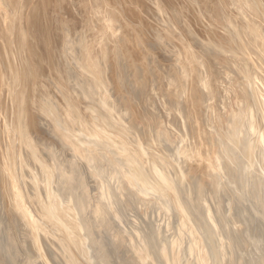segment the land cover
<instances>
[{
  "label": "bare ground",
  "instance_id": "1",
  "mask_svg": "<svg viewBox=\"0 0 264 264\" xmlns=\"http://www.w3.org/2000/svg\"><path fill=\"white\" fill-rule=\"evenodd\" d=\"M261 1L262 4H264L263 0ZM255 2L257 3V1ZM235 3L234 8L238 11L236 12L237 18H239L238 13L241 12L240 10H244V12H249L251 15L257 13L255 15L258 18L261 20L264 19V8L261 7L262 5L260 3L257 4L261 6L259 5L257 7L255 5L256 3H253L254 5L250 7L244 0H237ZM6 6L8 7V5ZM213 9H215V6ZM35 17V15L32 17L33 21ZM6 18L5 12L0 5V28L4 29L5 26L8 25ZM253 19L255 20V18ZM239 20L242 21L243 19ZM262 21L264 22V20ZM244 22L245 20L242 23ZM260 22L261 21H259V23ZM230 23H227L226 27H228V25L232 27L233 25ZM10 25V27L13 28L12 24ZM241 26L240 31L246 34L249 32L252 36V40L255 39L257 48L264 52V33L262 34L259 32L261 29L259 27L260 25L258 26L259 29L256 24L250 23L251 27L248 31L242 28L245 27V25ZM228 38L229 41L232 42V45H235L234 43L238 41L236 36L234 37L232 34H230ZM5 44L4 42L0 47L6 46ZM240 44L242 43H239V45ZM96 52H98V50ZM221 52L222 50L220 53ZM221 54V56L218 55L220 57H214L218 58L217 60L220 63L218 65L220 68L227 70L232 69L230 71L228 70L231 73H240L238 78L241 79L242 82L240 85H244L242 88L245 90L243 97L245 98L244 101L250 102V104L252 103V112L249 111V114L246 112L248 114L247 116H245L246 114L244 113V117L249 122L247 123L249 128L245 129L246 127L244 125L246 123L243 124L240 129L238 128V131L236 128L238 134L236 142L238 151H236L237 149H235L233 145L229 146L230 140L228 144L227 142L224 143L221 141V144L219 143L220 145L213 143L214 146H208V144H206V136L205 138L203 137V134H205L203 132H206L207 129L205 128L206 130H204V125L201 126L200 123L197 124L198 122L196 121L200 117H194V121H190L188 118L189 121H186L184 110L189 107L188 103L193 105L195 108L193 111L196 110L195 113L198 115L201 111H205L206 106L205 104H198L196 100L197 97L195 96L197 94H188V87L186 88L187 92L182 90L181 85L183 84H181V82L183 83V81L180 82L179 78H176L175 75H177V73L170 69L171 67H168L169 71L162 74V78L160 77V81L158 80V85L163 88V91L161 92L159 90V93L157 91L158 88H155L157 85H155L150 76L153 75L155 71L150 72L151 70L148 69V65V68L146 65L144 67L138 64L137 66L134 65V69H132L134 72L133 75L131 74V77H128V84L123 80L126 77L120 78L121 80H116V84L119 85L118 87L121 91L119 90L116 94H112L110 91L109 94L111 97L108 102H103L105 106L100 103L107 110H110V108L112 110V108H114L113 110L117 111L112 113V110L109 114L111 115L112 113L116 116L114 123L117 122L116 124L120 125L123 131H128L127 133L130 135L129 139L125 143V141L120 140L121 138L118 139V137H120L119 134L117 137V144L116 137H113L114 133H112V136L107 134V137L106 132L109 130L110 124V126L107 125L108 130L103 132L107 137L106 139L102 137V140L98 136L97 138L95 136L96 140H92L97 146L105 148L104 152L106 155L108 157H113L115 161L112 164L113 168L110 166L111 164H107L112 170L114 169L113 172H104V174H101V171L99 172L97 168L93 169L95 172L93 173L95 176V183L96 186L99 187L98 193L101 192V195L104 196L102 200H105L104 198L106 197L107 202L109 201L108 203L106 202V209H113L112 214L114 216L110 217L106 214L103 215L102 213L104 210L101 211L102 207L100 209L102 212L100 216L97 214V217L94 216V219L98 222L96 225L98 233L92 234L88 229L90 224V221H88L89 219H84L81 214L83 211L82 199H77L78 196L75 197L72 194L73 191H76L74 186L77 188L79 183L76 181V178L75 180L72 179L68 185L69 187H66L64 190L66 191V196H71V200L62 201V198L58 199L56 203L52 200V202L50 201L52 205L46 203L48 205L47 210H45L47 206L40 205L41 208L45 207L43 208L45 211L40 212L43 213L41 215L37 212L38 207H40L38 204L41 202L40 199L44 201V198L42 199L43 192L45 191V194H48L46 190H44V188L46 189L47 187H45V185L44 187L40 185L38 188L35 184L37 181L31 180L28 172L27 175L30 179L28 177L26 179L25 176V179L24 177H17L16 171L18 170V165L16 162H13L12 169H10L11 172L7 170L10 172L8 175L4 168V161L6 160L3 159L4 161L0 166V264H264V176L259 175L261 172L260 169V172L258 174L256 173V168L253 167L252 162V160L258 161L260 165L259 163L256 164L261 166L264 171L263 64L261 62L259 63V70L262 72L258 70L256 73H251L252 70L249 71L250 68L246 67V63L243 62V66L247 69L246 71H243L244 68L242 65L235 63V60H233L234 57L231 56L232 53L231 55H228L227 52H222ZM43 55L47 56L45 53H43ZM241 55L244 56V58L241 56V60L246 58L243 52ZM184 57L186 58L185 55ZM206 59L204 58V61L201 59L203 62H199L203 66V69L207 65L205 63ZM253 59L254 58H252V60ZM262 59H264V53ZM182 61L184 62V58ZM185 61H187V59H185ZM209 61L207 63H209ZM125 62L127 61L125 60ZM122 63L123 62H121V64ZM240 63L242 64L241 61ZM172 64L173 63H171V65ZM175 65L177 66V64H174V66ZM116 67L118 68V66H115V68ZM123 68H125V66ZM175 68L176 67H174V69ZM252 68L254 69V67ZM151 69L154 70L152 67ZM96 70L98 69L96 68ZM120 70L122 69L120 68ZM185 71L188 70L186 69ZM214 71L217 73L220 72H218V68L217 70L215 68ZM119 72V74H122L121 71ZM210 72H212V70H210ZM112 73L113 72L107 75L108 80L106 81L108 84L113 85V87L115 86V90H118L114 83L116 76L113 78L114 75ZM97 74L99 80V72ZM119 74L117 75L119 76ZM248 76H251V79L254 81L256 80V82L252 83V80H250ZM95 80L97 79L95 78ZM7 81L8 80H6V82ZM192 81L193 80H191V82ZM107 85L106 87L108 88ZM216 87L218 88V86ZM7 88H10L9 85ZM256 90L258 92V95L256 94L257 98H255V94L253 93H256ZM97 100L102 102L104 99L102 97ZM133 104L139 107V113L146 118L145 122H139L138 120L136 123L133 119H136V117H134L135 115L132 116L133 112L130 113L132 115H129L128 109ZM251 106H248V109L250 108L251 110ZM160 110H162V112H160L161 115L159 114ZM202 113L203 112L200 114ZM163 117L166 122L162 121ZM230 119L233 125L232 117ZM230 119L228 118V121ZM98 121H100V119H98ZM200 121L202 123V119ZM95 124H97V122ZM237 125L241 126L238 122ZM101 128L103 127L101 126ZM101 128H99V130ZM112 129L115 130L114 128ZM112 129L110 130L113 131ZM119 129H117V131H119ZM84 134L86 133L84 132ZM118 140H120L121 144ZM233 141L235 142V140ZM257 152L258 154L260 153L261 156L256 157L255 155ZM11 155H14V153ZM11 155L10 157H12ZM116 160L118 161L116 162ZM7 162L8 160L6 163ZM28 171L30 172V170ZM98 173L100 175H98ZM34 174L36 178V173ZM44 179L49 180L43 178V183H45ZM34 181L36 182L33 183ZM226 184H228V188ZM131 189L133 191L135 190L137 194H141L140 198L136 201L133 199L134 197H131ZM33 191L34 198L32 195ZM30 193L31 196H29ZM149 197L158 202L155 203L153 200V202H151L148 199ZM99 198H101V196ZM46 202L49 201L46 200ZM134 202L136 205H133ZM44 203L45 202H43V204ZM97 205L95 203L94 207L100 208ZM107 206L111 208H107ZM139 206L140 208L142 207L140 211L138 210ZM159 208H161L160 211L162 210V213L159 211ZM95 210H93L94 213ZM39 211H42V209ZM46 212L47 215L44 214ZM107 212H109V210ZM165 216L166 219L168 218L167 223ZM93 225L95 226V224ZM67 243L73 254L65 246ZM64 248L67 249L71 255H75L74 257L72 256V260L69 255L67 257V254H65L67 251L64 250ZM67 258L69 260H67Z\"/></svg>",
  "mask_w": 264,
  "mask_h": 264
},
{
  "label": "rangeland",
  "instance_id": "2",
  "mask_svg": "<svg viewBox=\"0 0 264 264\" xmlns=\"http://www.w3.org/2000/svg\"><path fill=\"white\" fill-rule=\"evenodd\" d=\"M45 1H0V5L7 17L6 20L8 21V25L5 26L4 29L0 28V32H3L0 33V40L2 42H0V46H2L4 42L6 43V46H3L2 48L0 47V166L4 160H8V164L4 161V168L5 172L9 175L13 162H16L18 165V170L16 171L17 177L19 176L22 178L25 176L27 179L29 175L31 180L37 181H34L33 183L36 182L35 184L38 188L40 185L43 187L45 185V187H47L46 189L44 188V190H46V193L48 194H45V191L43 192L44 194L42 193V199L44 198V201L40 199L42 203L40 202L38 204L39 206H47L46 208L43 207L47 210V204L49 203L52 205V200L55 203L58 199L62 198V201H70L71 196H66V191L64 190L66 187H69L68 185L71 180H75L76 178V181L79 183L77 188L74 186L76 191H73L72 194L75 197L78 196L77 199H82L81 203L83 204V211L81 214L84 219H89L88 221H90L88 228L89 231L92 232V234L98 233L96 226L98 222L94 219V216H100L102 210H104L102 213L103 215L106 214L110 217L114 216L112 214L113 209L110 210L108 208L110 206H107L109 210V212H107L106 205L109 201L107 202L106 197L104 198L105 200H102L104 196L101 195V192L98 193L99 187L96 186L95 176L93 175L95 172L93 169L97 168L99 172L101 171V174H104V172H113L114 169L112 170V164L115 161L113 157H108L106 155L104 152L105 148L97 146L94 141L97 136L103 140L102 137H105L104 139H106L108 137L107 134L112 136V133H114L113 137H116V142L119 134L120 137H118V139L121 138L120 140L125 141V143L129 139L130 135L127 133L128 131H123L121 126L116 124L117 122L114 123L116 116L112 113L117 111H114V108H112L114 112L111 108L110 110H107L104 106L106 101L108 102L111 97L109 94L110 91L112 94H116L120 90L118 87L119 85L116 84V80H121L123 77H126V80H123L128 84V77H131V74L133 75L134 71L132 69H134V65L137 66V64L141 67H144L145 65L147 67L148 65L149 68H147L151 70L150 72L155 71V73L150 76L155 85H157L155 88H158L157 91L159 93L160 91H163L162 86L158 85L160 81L159 79L162 78V74L169 71L168 67H171L170 69L174 70L178 75H175L176 78H179L180 82L183 81V83L181 82V84L184 85H181L182 90L186 91L188 89V94H197L198 96L195 95L197 97L195 98L198 101V104H205L206 106V108L204 107L205 111H201L203 113L200 114V112L198 115L195 113L196 110L193 111L195 109L193 105L188 103L191 110L189 107L184 110L186 121H194V117H200L196 121L198 122L197 124L200 123L201 126L204 125V130L207 129L206 132L203 129L202 130L204 131L203 133H205L203 134V137L205 138L206 136L208 142H206V144H208V146H214L213 143L219 144L221 141L224 143L227 142L228 144L229 140H235V142L233 141L234 143L229 141V146L233 145V147L237 149L236 151H238L236 143L238 136L237 131L238 128L240 129L245 123L244 126L246 128L243 127L245 129L249 128V125L247 124L249 122L244 115L246 114L245 116H247L249 111L252 112V103L250 104V102L244 101L245 98L243 97L245 90L242 89L244 85H240L242 82L241 79L238 78L240 73L236 72V75V73L232 72V75V73L229 72L232 69H228V71L227 69L220 68L218 65L220 64L217 60L218 58L214 57H220L222 52H227V54L231 52L232 55L231 53L228 55L235 58H233L235 63L242 66L244 65L243 62L246 63V67L250 68H248L249 71L252 70L251 73L258 72L260 69V62L263 64L262 70L264 71V59H262L264 52L257 48L255 45V39L252 40V36L249 32L246 34L245 32L242 33V31H240V26L242 24V26L245 25V27H241L248 31L251 27L250 23H254L257 27L260 25L259 27L261 29L258 28L261 31L259 30V32L262 34L264 33V22L262 21L264 19L261 20L258 18L255 15L257 13L251 15L249 12L240 10L241 12L238 13L239 18H237L236 12L238 11L234 8L237 0ZM244 1H246L250 7L256 3L255 1H257V3H260L262 6L256 3V7L260 5L264 8V4H262L261 0ZM6 5H8V7ZM214 6L216 10L213 9ZM210 9L215 11H211ZM34 15L36 17L33 21L32 17ZM253 18H255V20ZM239 19L243 20L240 21ZM244 20L245 22L242 23ZM259 21L261 22L259 23ZM227 23H230L233 26L230 27L228 25V27H226ZM10 24H12L13 28L10 27ZM230 34L234 37L236 36V39H238V41L234 43L235 45H232V42L229 41L228 36H230ZM239 43H242L240 44L241 46ZM96 48L98 52H96ZM221 50L222 52L220 53ZM242 52L246 57L245 59H242L243 61L240 59L242 57L244 58V56L241 55ZM43 53L47 56H44ZM183 58L184 62L182 61ZM204 58L206 59L205 63L207 65L204 63L206 67L203 69V66L200 63L204 61ZM252 58L254 59L252 60ZM185 59H187V61H185ZM201 59H203V61H201ZM125 60L127 62H125ZM207 60H210L211 62L209 61V63H207ZM121 62L123 63L121 64ZM124 63H128L129 65H125ZM171 63L173 64L171 65ZM174 64H177V66H174ZM208 64L211 65L209 66ZM115 66H118V68H115ZM124 66L126 69L123 68ZM151 67L154 68V70H152ZM174 67L176 68L174 69ZM246 67L243 66V71L247 70ZM252 67H254V69ZM96 68L98 70H96ZM120 68L122 70H120ZM185 68L188 71H185ZM215 68L216 70L218 68V72H221L222 70V74L214 71ZM209 69L212 70V72H210ZM119 71H121L122 74H119ZM98 72L100 76L99 80L102 83L98 80ZM111 72H113V78L116 76L114 83L118 90H115V86L113 87V85L108 84L106 81L108 80L107 75H109V73L111 74ZM263 73L264 72H262V74ZM117 74L121 76L119 77ZM95 78L97 80H95ZM248 78L252 80L251 76H248ZM6 80L8 81L6 82ZM191 80H193V83ZM184 81L187 82L185 83ZM253 82H256V80H252V83ZM8 85L10 88H7ZM193 85L195 89L193 88ZM216 86H218V88ZM253 93L255 94V98H257V90L256 93ZM102 97L104 100L99 102L97 99ZM104 101L105 103H103ZM100 103L104 104V106ZM248 106H251V110L250 108L248 109ZM110 111H112L111 115L109 114ZM132 112L133 115L130 114ZM160 112H162V110L159 111V114ZM128 113L132 116L135 115L134 117H136V119H133L136 123L138 120L139 122L146 121V118L139 113V107L135 104L129 107ZM231 117L233 125L230 119ZM163 118L162 121L166 122L165 118ZM228 118L230 119L229 121ZM98 119H100V121H98ZM201 119L202 123L200 121ZM94 122H97V124ZM237 122L238 124H241V126H238ZM107 125L110 126H108L109 130L107 129ZM101 126L103 128H101ZM98 127L102 130L106 129L102 131L101 129L99 130ZM116 128L119 129V131H117ZM106 130H108L106 132L107 137L103 134ZM84 132L86 134H84ZM208 137H210L211 140ZM213 139L216 141L220 140L216 142ZM120 140H118L119 143ZM94 146L98 148H95ZM10 153H14L15 156ZM10 155L12 157H10ZM255 156L259 157L261 155L257 152ZM117 161L118 160H116V162ZM252 162L253 167L256 168V173L258 174L261 170L259 175L264 176V171L262 167L259 166L260 163L254 160H252ZM256 163H259V165ZM107 164H111L110 166L112 168ZM7 170H10V172ZM28 170H30V172ZM34 173H36V178ZM98 175L100 174L98 173ZM43 178L49 179H44L47 185L43 183ZM227 185L228 184H226V187L228 188ZM130 192H132L131 197H134L133 199L135 201L141 196V194H137L135 190L133 191L131 189ZM33 193L34 191L32 192L34 198ZM29 196H31V193ZM98 196H101V198ZM45 199L49 202H46ZM148 199L151 202H158L153 198L150 199V197ZM43 202L45 203L43 204ZM95 203L96 205L98 204L97 206L100 208L94 207ZM133 205H136L135 202ZM41 206H37L38 213L45 211ZM141 208L139 206L138 210L140 211ZM41 209L42 211H39ZM160 209L161 208H159V211ZM93 210H95V213ZM160 212L162 213V210ZM40 214L42 215L43 213ZM44 214L47 215V212ZM167 219L165 216V220ZM167 222L168 220L166 223ZM93 224H95L96 227ZM65 246L70 250L68 243ZM65 248L64 250L67 251ZM70 252L67 251L65 254H67V257L69 255L72 260L73 255H71L72 252ZM67 260L69 259L67 258Z\"/></svg>",
  "mask_w": 264,
  "mask_h": 264
}]
</instances>
